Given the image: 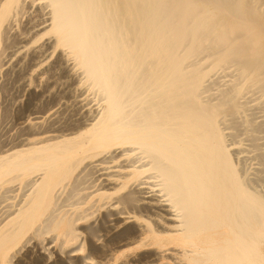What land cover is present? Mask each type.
<instances>
[{"label": "bare ground", "instance_id": "1", "mask_svg": "<svg viewBox=\"0 0 264 264\" xmlns=\"http://www.w3.org/2000/svg\"><path fill=\"white\" fill-rule=\"evenodd\" d=\"M8 74L0 264H264V0H0Z\"/></svg>", "mask_w": 264, "mask_h": 264}, {"label": "rangeland", "instance_id": "2", "mask_svg": "<svg viewBox=\"0 0 264 264\" xmlns=\"http://www.w3.org/2000/svg\"><path fill=\"white\" fill-rule=\"evenodd\" d=\"M228 71V70H227ZM227 71H225V70H222L221 71V73L222 72H226V74L225 75H227V78H229V71L227 72ZM219 72H220V70H219ZM219 72H217V73H219ZM221 73H219V74H221ZM223 74V73H222ZM224 74H223V76H224ZM6 76V75H5ZM4 76V77H5ZM9 74L7 75V77H5V78H7V79H5L4 77H3V79H1L0 80V146H2L4 143H5V141L4 140H6V138L7 139H10L12 136H13V133H14V131H15V128L17 127V123L19 122V117H21L23 114H25V112L26 113H28V109H27V107L29 106V103H27L28 102V97H29V91H27V88H26V90H25V88H23V86H20L19 85V82L17 81H14V80H17V77L16 76H9ZM218 74H216V77L217 78H221V77H223V76H219ZM14 77V78H13ZM9 78V79H8ZM223 78H226L225 76L223 77ZM223 78H222V80H223ZM226 78V79H227ZM4 80H8V83H6ZM219 80H221V79H219ZM1 81H3V82H1ZM10 81V82H9ZM11 81H13V82H15L16 83V85H15V83H11ZM18 83V84H17ZM3 84V85H2ZM6 84V85H5ZM13 84H14V87H13ZM11 85V86H10ZM3 86V87H2ZM11 87V88H10ZM12 87H13V90H11L12 89ZM22 88L24 89V92H22ZM16 89V90H15ZM17 89H18V91H17ZM18 93H20L21 94V96L20 97H18L20 94H18ZM24 93V94H23ZM22 95H23V97H22ZM26 98V99H25ZM21 99V100H20ZM15 100H17V101H15ZM21 102V103H20ZM26 102V103H25ZM26 105H25V104ZM18 104V105H17ZM21 104V105H20ZM28 105V106H27ZM26 108H25V107ZM42 105L40 106V110H43L42 108ZM29 108V107H28ZM7 109H8V111H7ZM17 109V110H16ZM25 109H26V111H25ZM19 110V111H18ZM23 110V111H22ZM22 111V112H21ZM7 112V113H6ZM11 114H10V113ZM19 112V113H18ZM6 113V114H5ZM23 113V114H22ZM19 114V115H18ZM5 116H7V119L5 118ZM15 118V119H14ZM10 120V121H9ZM13 121V122H12ZM13 124V125H12ZM16 126V127H15ZM7 135H6V134ZM10 134H11V136H10ZM242 134V133H241ZM5 135V136H4ZM239 135V134H238ZM244 134H242V135H240L241 137H239L238 139H241L242 140V142L244 143V147H246V148H250L251 149V145H250V141L249 140H246V139H242V138H246L245 137V135L243 136ZM8 136H9V138H8ZM249 143V144H248ZM248 144V145H247ZM246 148H245V150H246ZM252 150V149H251ZM248 151V152H247ZM246 152L247 153H249V150H247ZM252 154H253V152H252ZM252 154L250 153L249 155H250V158H248V160L246 161V164H249L250 162V164H249V166L250 167H253V169L256 171L257 169V167H258V164L256 163L257 161L255 160V159H253L252 160ZM257 184L259 185L260 184V186H258L257 185V187L259 188V189H261L262 188V191L264 192V176H263V178L261 177V179L259 178L258 179V182H257ZM53 233V234H52ZM49 234V233H48ZM48 234H46V235H48ZM45 235V237H38V238H34V239H32L31 240V242H30V245L28 246V248H27V250H24V252L22 251L21 252V254L18 256L19 257V259H18V257H17V260H20L21 261V263H25V264H65V263H67V264H70L69 262H66L65 261V259H64V256H68L69 254L67 253V252H69L70 250H72L73 249V247H66V248H63V247H61L62 246V244H61V239H54L53 240V238L54 237H56L57 236V233L56 232H51L48 236H46ZM55 235V236H54ZM46 238H48V239H46ZM51 238H52V241H50L51 240ZM42 239V240H41ZM48 240V241H47ZM51 243H50V242ZM58 243H57V242ZM33 242V243H32ZM60 242V243H59ZM88 242H90L89 240H86V249H88L87 250V252L89 251V247H90V243H88ZM40 243V245H38ZM43 244H44V247H43ZM51 246H49V245ZM55 244V245H54ZM88 244V245H87ZM49 246V247H48ZM54 246V247H53ZM88 246V247H87ZM46 247V248H45ZM45 248V249H44ZM52 248V249H51ZM59 248V249H58ZM64 250H63V249ZM58 249V250H57ZM61 249V250H60ZM39 250V251H38ZM44 250V251H43ZM50 250V251H49ZM69 250V251H68ZM33 251V252H32ZM41 251H43V253L41 254ZM58 253H57V252ZM40 252V253H39ZM52 254H51V253ZM60 252V253H59ZM61 252H63V253H65V254H63V253H61ZM39 253V254H38ZM67 253V254H66ZM70 253V252H69ZM50 254L52 255V256H50ZM57 254H63L64 256L62 257V256H60V257H58L57 256ZM57 256V257H56ZM63 259H62V258ZM55 258V259H54ZM57 258V259H56ZM60 258V259H59ZM65 262H64V261ZM23 261V262H22ZM60 261V262H59ZM35 262V263H34ZM56 262V263H55ZM73 264H76V263H73Z\"/></svg>", "mask_w": 264, "mask_h": 264}]
</instances>
